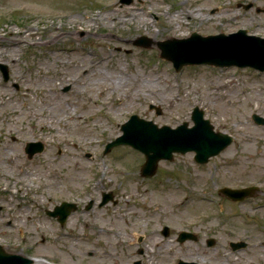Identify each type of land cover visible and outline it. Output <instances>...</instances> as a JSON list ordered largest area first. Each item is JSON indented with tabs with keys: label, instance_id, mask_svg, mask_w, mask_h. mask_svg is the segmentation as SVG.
I'll list each match as a JSON object with an SVG mask.
<instances>
[{
	"label": "rangeland",
	"instance_id": "374dc122",
	"mask_svg": "<svg viewBox=\"0 0 264 264\" xmlns=\"http://www.w3.org/2000/svg\"><path fill=\"white\" fill-rule=\"evenodd\" d=\"M258 9L264 0H0V64L10 73L5 82L0 70V244L50 264L204 262L206 253L264 264V126L252 118H264V73L176 72L157 45H135L140 36L158 43L239 29L264 37ZM117 77L120 91L111 89ZM195 107L233 138L207 164L174 154L145 178V157L131 146L104 153L131 115L193 127ZM28 142L45 150L29 159ZM251 186L258 191L241 202L219 193ZM103 192L118 203L100 207ZM62 201L79 206L64 227L46 214ZM181 231L199 240L181 244ZM210 239L213 250H202ZM241 241L248 247L233 252L230 242Z\"/></svg>",
	"mask_w": 264,
	"mask_h": 264
},
{
	"label": "water",
	"instance_id": "95a60500",
	"mask_svg": "<svg viewBox=\"0 0 264 264\" xmlns=\"http://www.w3.org/2000/svg\"><path fill=\"white\" fill-rule=\"evenodd\" d=\"M130 3L131 0H122ZM252 5L246 6L250 8ZM153 44L151 39L146 37L138 38L136 45L150 47ZM161 57L173 63L176 71L179 72L184 66L209 65L216 67L237 66L240 68L251 67L264 72V38L249 35L247 30H239L235 33L202 36L193 32L184 39H172L165 42H159ZM4 78L8 79V68L6 65H0ZM155 108L158 114L161 110ZM192 119L195 123L193 127H188L187 123L173 129L169 126L159 128L151 121L140 119L138 116H131L130 120L122 125L123 135L118 137L106 147L105 153L113 147L119 145H130L141 151L146 156V162L141 168V175L152 177L157 170L160 160H172L174 153H187L195 151V159L199 163H206L208 160L218 155L227 146L232 143V138L223 133H216L211 123L204 119V112L198 107L194 109ZM253 120L264 125V118L253 115ZM44 149L42 143H29L27 152L29 157L35 153H40ZM255 188H245L233 190L224 188L222 193L230 199L243 200L249 196ZM112 194H104L102 205H105L112 199ZM92 203L88 206L90 208ZM77 210L73 203L63 202L56 207L55 211L48 212L49 215L58 217V220L64 224L67 217ZM168 235L169 229L166 227L163 231ZM197 238L187 232H182L179 242L186 240H196ZM214 242L210 241L212 245ZM246 246L245 243L232 244L236 250ZM32 260L21 255L9 254L5 252L0 245V264H30ZM178 264H195L179 262Z\"/></svg>",
	"mask_w": 264,
	"mask_h": 264
},
{
	"label": "bare ground",
	"instance_id": "6f19581e",
	"mask_svg": "<svg viewBox=\"0 0 264 264\" xmlns=\"http://www.w3.org/2000/svg\"><path fill=\"white\" fill-rule=\"evenodd\" d=\"M111 12V11H110ZM177 15L178 14H176L174 17H173V19H176L177 18ZM133 18H134V16H133ZM131 19H132V17H131ZM143 20H145L144 18H140V21H143ZM89 31H91V30H89ZM125 86V82H124V80L122 79V78H119V77H117L112 83H111V89L112 90H114V91H120L123 87ZM149 86V85H148ZM84 89V88H83ZM58 110H60L61 108H57ZM92 109V107H89L88 108V111H90ZM131 210V209H130ZM129 210V211H130ZM158 244V243H157ZM155 252L154 251H152L150 254H151V256H150V258H149V261H151V260H153V257H152V254H154ZM35 263H37V264H50V263H46L44 260H42V259H38V260H36L35 261Z\"/></svg>",
	"mask_w": 264,
	"mask_h": 264
},
{
	"label": "flooded vegetation",
	"instance_id": "af4514ba",
	"mask_svg": "<svg viewBox=\"0 0 264 264\" xmlns=\"http://www.w3.org/2000/svg\"><path fill=\"white\" fill-rule=\"evenodd\" d=\"M213 248L214 247H206V248H202V250L212 251ZM199 249L200 248H196V250ZM206 255L207 257L203 259L204 262H200V264H231L229 260H226L223 257H219L216 253H212V254L206 253ZM136 264H140V262H137Z\"/></svg>",
	"mask_w": 264,
	"mask_h": 264
}]
</instances>
